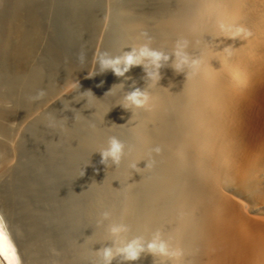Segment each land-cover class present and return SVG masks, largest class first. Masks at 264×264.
Instances as JSON below:
<instances>
[{
	"label": "bare ground",
	"instance_id": "bare-ground-1",
	"mask_svg": "<svg viewBox=\"0 0 264 264\" xmlns=\"http://www.w3.org/2000/svg\"><path fill=\"white\" fill-rule=\"evenodd\" d=\"M65 1L75 21L88 23L72 32L84 41L83 47L92 45L95 61L102 52L112 57L132 52L147 32L150 46L166 54L177 39L188 40L187 51L200 57L202 65L198 75L186 78L170 66V57L160 69L159 83L151 87L142 66L119 77L90 70L81 79L61 59L55 71L45 69L35 54L34 38L23 29L15 35L21 52L10 51L11 41L0 39V102L14 105L0 108V195L2 186L14 185V200L6 212L9 218L18 215L27 229L26 237L17 223L9 232L0 217V264H99L95 252L113 246L104 239L112 223L128 228L121 234L122 244L137 237L147 243L159 233L182 255L168 258L145 251L137 261L117 255L111 264H245L244 250L261 255V218L250 215L241 200L226 155L233 146L226 139L236 128L228 129L230 122L252 120L261 132L264 0ZM220 23L242 26L253 35L226 38ZM10 53L26 67L10 65ZM137 89L149 93V105L123 107L124 97ZM40 90L45 96L32 102L30 97ZM79 91L95 97L87 93L88 102L81 100ZM69 103L73 112H63ZM50 113L68 118L67 133L46 126ZM112 136L126 145L119 166L102 164L96 153ZM24 152L33 157L35 172L50 164L65 185L61 206L52 207L45 217L26 201L28 193L15 188L25 178L31 191L43 194L46 189H38L27 178L31 173L26 176L21 169L19 155ZM104 211L111 216L98 224Z\"/></svg>",
	"mask_w": 264,
	"mask_h": 264
},
{
	"label": "rangeland",
	"instance_id": "rangeland-1",
	"mask_svg": "<svg viewBox=\"0 0 264 264\" xmlns=\"http://www.w3.org/2000/svg\"><path fill=\"white\" fill-rule=\"evenodd\" d=\"M20 1L26 0H0V39H2V42L3 40L11 41L12 44H9L11 48L10 51L12 49H16L17 51L21 52L20 50H22L23 47L21 44H18L19 41L16 40L15 35L17 32L19 33V29H23L26 34L34 38L35 54L37 57H41H38V60L43 62L45 69L47 68V70L55 71L53 70L56 65L55 63L61 59L60 61L65 63L68 69L81 79H84L86 77V73L90 70H97L98 72L99 65H97L95 57L92 53V47H90L92 45L89 46V44L87 45L84 43L86 48L83 47V40H85V38L82 37L83 42L81 43V38L78 39V37L72 32L73 28H77L79 30L81 28H86L88 23H84V25L78 21H75L72 13H70L67 5L65 4V0V2L63 0H28L29 2L22 4ZM30 3L33 4L32 7ZM84 13V16H88L86 17L87 20H91L89 16L90 13ZM70 20L72 22H70ZM67 22H70V27ZM80 24L85 27H82ZM47 43H50L51 46ZM14 50L12 51L14 52ZM57 59L59 60L57 61ZM7 61L10 65L16 67L17 69L24 66L26 67L25 64L20 62V58L18 60V58H16L13 53H10L7 56ZM105 73L106 72H99L100 75L104 76ZM231 120L236 121L235 118ZM233 126L236 127L233 130L234 133L232 130H230L231 134L233 133V137L229 135L230 137L226 139L227 144L233 146L232 151H230L231 155L226 154L228 157L227 159L232 163L234 175H236L235 177L238 178L239 183L236 182L235 186L238 187L242 192L241 200H243L244 205L250 215L261 218L262 229L264 228V109L261 110V132H258L257 129H255L256 127H254L252 120H246V122L243 120V123L239 121L236 122V124H231L230 122V125H227L228 129H231V127L233 128ZM29 156L30 154H26L25 152L24 154L22 153L19 155L20 159L23 158L22 160H25L26 163L25 164L22 162V160H20L22 163L21 169L23 171L25 170L24 172H27L26 176L31 173L27 178L37 185L38 189L39 187L41 190L45 188L46 189L42 190L43 194L34 191V189L31 191L32 188L30 190L28 185L25 187V178L21 179V183L19 182L18 186H21L18 187L16 184L15 188L17 191L20 190L21 194H30L31 196L27 194L26 201L28 200L29 204L34 208L36 207V209L39 210V213L45 217L47 214H49L52 207L58 209L59 205L61 206L60 198L63 195L62 188L65 185L62 183L59 173L56 172L54 167L52 168L50 164H46L43 167L44 171H42V173H38L36 170L38 173L37 174L34 170L37 168H35L33 157ZM25 157L28 158L26 159ZM29 158L31 161H28ZM30 176L33 177L30 178ZM46 178L51 179L44 181ZM43 182L46 183L45 186ZM22 183L24 185H22ZM13 186L14 185L10 182L7 184V187L6 184L2 186L3 193L1 192V195L4 197L0 195V217L9 232L11 231L13 225L17 223V225H19L21 234L25 236V230L27 229L19 216L15 215L12 218H9L7 215L9 206L14 200L12 196L13 194L11 193L14 189H12ZM22 190L25 191L22 192ZM44 191L51 192L50 194L53 198L51 199L48 197L50 195L49 193V195L44 194ZM34 195H38V197ZM245 241L250 246L252 245L250 242V237H246ZM233 246L235 247L236 252L239 254L242 253L243 250L239 249L237 245L233 244ZM57 251L59 250H55L56 253H58ZM242 259L245 264H259L260 262L261 264H264V237L262 236V230L261 255L259 253L258 255L256 254V256H252L248 249L247 251L244 250ZM233 261L236 262L239 260L233 259Z\"/></svg>",
	"mask_w": 264,
	"mask_h": 264
},
{
	"label": "clouds",
	"instance_id": "clouds-1",
	"mask_svg": "<svg viewBox=\"0 0 264 264\" xmlns=\"http://www.w3.org/2000/svg\"><path fill=\"white\" fill-rule=\"evenodd\" d=\"M219 29L223 33H227L226 38H241L245 39L251 37L253 33L242 27V26H232L225 25L223 23L219 24ZM144 38V42L138 47H134L132 52L125 54L123 57L116 56L112 57L106 52L99 53L96 58V63L99 65V72L104 73L107 71L113 72L116 76H123L128 72L133 66H142L146 73V78L150 82L149 87L157 85L161 79L160 69L168 64L170 57H174L172 64L170 65L177 73H185L186 78L190 76H196L199 74L202 59L200 57H193L187 51L190 42L186 39L180 38L175 42L174 48L170 54L151 47V37L147 32L141 33ZM121 65L123 67H121ZM94 72L89 73V76L96 75ZM99 86V85H98ZM80 89V85H79ZM88 92H80L79 96L81 100H86ZM92 94V93H91ZM45 96V92L40 90L35 96L30 97L32 102L39 101ZM92 96H94L92 94ZM95 97V96H94ZM75 101V97H74ZM125 103L122 105L125 108H145L149 105L150 95L147 91L135 90L132 93L124 97ZM72 103H69L67 107H63V112H73L71 107ZM14 107L12 101L0 102V108L12 109ZM95 114V113H93ZM107 114H105L106 116ZM101 118L104 121V117ZM74 115V119H75ZM46 126L53 130H59L60 132L67 133V121L66 116H57L53 114H48L46 117ZM95 127V125H93ZM156 153L160 152V148H155ZM126 145L119 140L117 137L112 136L107 140L106 146L101 148L98 152L101 156V163L109 166L114 164L119 166L122 159L125 157ZM135 167V165H133ZM111 213L109 211H104L100 215L98 224H102L104 221L109 220ZM128 231V228L123 223H112L108 226L104 239L112 241V247H103L95 254L99 257V264H111L112 260L117 255L123 256L125 261H137L141 255L147 251L152 256L168 257V258H179L182 253L179 250H171L169 243L161 238L159 233H156L153 239L147 243L141 237H137L123 243L120 239L121 234ZM122 244V246H121Z\"/></svg>",
	"mask_w": 264,
	"mask_h": 264
}]
</instances>
